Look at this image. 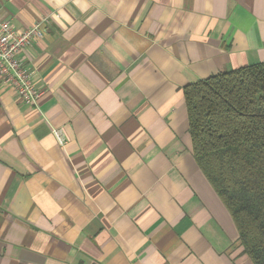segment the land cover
<instances>
[{
  "label": "crops",
  "instance_id": "1",
  "mask_svg": "<svg viewBox=\"0 0 264 264\" xmlns=\"http://www.w3.org/2000/svg\"><path fill=\"white\" fill-rule=\"evenodd\" d=\"M0 20L45 31L38 107L0 77V264H254L184 88L264 63V0H0Z\"/></svg>",
  "mask_w": 264,
  "mask_h": 264
},
{
  "label": "trees",
  "instance_id": "2",
  "mask_svg": "<svg viewBox=\"0 0 264 264\" xmlns=\"http://www.w3.org/2000/svg\"><path fill=\"white\" fill-rule=\"evenodd\" d=\"M194 158L239 232V245L264 264V63L184 88Z\"/></svg>",
  "mask_w": 264,
  "mask_h": 264
},
{
  "label": "built area",
  "instance_id": "3",
  "mask_svg": "<svg viewBox=\"0 0 264 264\" xmlns=\"http://www.w3.org/2000/svg\"><path fill=\"white\" fill-rule=\"evenodd\" d=\"M47 18L42 20L48 23ZM41 23L17 30L10 21L0 20V77L27 105L38 107L42 92L33 82L32 72L25 65L23 55L33 43L44 38ZM52 134L61 146L66 144L60 128L52 127Z\"/></svg>",
  "mask_w": 264,
  "mask_h": 264
}]
</instances>
